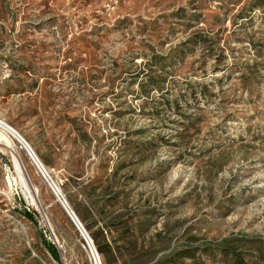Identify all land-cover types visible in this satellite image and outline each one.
Instances as JSON below:
<instances>
[{
	"label": "rangeland",
	"instance_id": "rangeland-1",
	"mask_svg": "<svg viewBox=\"0 0 264 264\" xmlns=\"http://www.w3.org/2000/svg\"><path fill=\"white\" fill-rule=\"evenodd\" d=\"M254 4L0 0V120L60 189L97 264L188 250L204 264H224L205 250L264 264V8ZM10 145H0V264H90ZM14 159L38 205L16 186Z\"/></svg>",
	"mask_w": 264,
	"mask_h": 264
},
{
	"label": "built area",
	"instance_id": "built-area-1",
	"mask_svg": "<svg viewBox=\"0 0 264 264\" xmlns=\"http://www.w3.org/2000/svg\"><path fill=\"white\" fill-rule=\"evenodd\" d=\"M9 139L12 141L15 150L29 159L30 164L35 169V173L43 179L44 184L49 188V190L56 198L57 202L61 205L64 212L70 219L71 223L74 225L79 235L81 236L82 241L84 242V250L90 264H95L93 259V252L96 251L95 249H93L92 243L88 239V236L86 237L84 228L77 219L76 215L74 213H70L69 205L60 189L57 187L54 181L49 178L48 173L45 171V168L34 155V153L29 152L27 149H25V146L23 145V140L21 138L12 137L11 134H9Z\"/></svg>",
	"mask_w": 264,
	"mask_h": 264
},
{
	"label": "bare ground",
	"instance_id": "bare-ground-1",
	"mask_svg": "<svg viewBox=\"0 0 264 264\" xmlns=\"http://www.w3.org/2000/svg\"><path fill=\"white\" fill-rule=\"evenodd\" d=\"M9 134H11L12 137L21 138L5 122L0 120V145L1 146L6 147V148H11L10 142L12 143V141L9 139ZM23 145L25 146V149H27L29 152H32L29 145L24 140H23ZM12 147H13L14 151L17 152L15 150L13 144H12ZM13 170H14L13 172L15 174V184L20 189L22 194L25 196L27 202H29L30 205H33V206L38 205L39 196L37 194V191L35 189H32V186H33L32 182L29 180L27 173H26V170L22 166L21 161H19L18 159L13 160ZM70 213H71V211H70ZM93 259H94V263L97 264L96 255L94 252H93Z\"/></svg>",
	"mask_w": 264,
	"mask_h": 264
},
{
	"label": "trees",
	"instance_id": "trees-1",
	"mask_svg": "<svg viewBox=\"0 0 264 264\" xmlns=\"http://www.w3.org/2000/svg\"><path fill=\"white\" fill-rule=\"evenodd\" d=\"M255 1V7L258 9H263L264 7V3H262L263 0H254ZM149 85L152 87L156 86V83H153L152 81H149ZM25 216H30L29 214L25 213ZM121 238H125L124 235L121 236ZM95 242L96 239L94 238ZM98 252L103 255V256H107V258L109 256H112V251L106 247V249H102L100 247L97 248ZM205 254H208L209 256L213 257L215 256V254H219L221 259L223 260L222 262L224 264H245L243 261V258H241L240 256H236L233 255L231 252L229 251H225V250H205L204 251ZM51 254L53 259L58 260V254L56 252L55 249L51 250ZM196 253L193 250H188L186 252H183L182 254H177V255H172L170 257H167L165 260L159 262L158 264H185L183 262H181L182 259H188L191 260L193 262V264H204L203 261H201V259H196ZM229 257H231V260H229ZM233 262V263H232Z\"/></svg>",
	"mask_w": 264,
	"mask_h": 264
}]
</instances>
